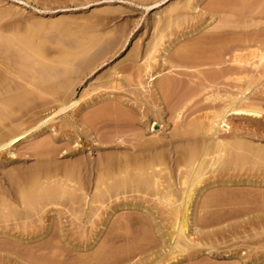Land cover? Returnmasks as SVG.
<instances>
[{
  "label": "rangeland",
  "instance_id": "rangeland-1",
  "mask_svg": "<svg viewBox=\"0 0 264 264\" xmlns=\"http://www.w3.org/2000/svg\"><path fill=\"white\" fill-rule=\"evenodd\" d=\"M190 1L196 9L188 0H0V71L11 72L5 98L18 119L12 127L30 130L13 153L0 156V190L17 209L15 196L31 187L26 180L41 164L74 169L77 187L76 198L57 199L48 216L44 202L23 220L1 215L0 264H151L168 256L170 219L157 190L126 188L93 209L84 194L95 193L108 163L127 157L152 158L165 185L180 193L190 122L230 105L262 112L231 116L232 130L213 137L250 162L215 179L208 174L191 210L195 244L154 264H264V65L257 66L264 0ZM162 35L153 68L164 72L150 83L144 63ZM83 45L90 49L74 60L69 78L81 104L61 111L25 50L39 49L50 64Z\"/></svg>",
  "mask_w": 264,
  "mask_h": 264
},
{
  "label": "bare ground",
  "instance_id": "bare-ground-1",
  "mask_svg": "<svg viewBox=\"0 0 264 264\" xmlns=\"http://www.w3.org/2000/svg\"><path fill=\"white\" fill-rule=\"evenodd\" d=\"M188 2L189 9H196V6L190 0ZM177 9H179V5L173 10ZM163 40V35L156 38L155 46L145 59L144 71L150 83L163 76L164 70L155 71L153 68L158 63L157 53L160 51V47L163 46ZM89 49L88 45H83L52 60L50 64L44 63L43 53L39 49L27 48L25 50V61L33 62V69L41 68L40 78L38 79L39 85H48V90L55 95L52 103L59 104L61 111L70 107H78L81 104L80 100L75 101L74 99L75 92L69 78L75 73L74 60L77 57L86 55ZM164 51H167V49L165 48ZM213 62L218 65L223 60H214ZM23 65L29 67L31 64L25 63ZM262 65H264V56L257 63L258 67ZM9 70L10 67H7L0 71V156L8 152L13 153L16 146L30 137V130H24L22 126L12 127L18 119L14 118L13 112L8 111L12 107V103L5 98L4 86L8 74L11 73ZM145 83L147 84V82ZM141 84L145 85L143 82ZM164 87L170 89L171 83L169 81L165 82ZM231 116L261 118L262 112L254 106L235 107L230 105L226 106L222 112L210 111L196 116L189 124L190 136L185 140L186 149L183 151L182 160L188 169V174L181 183L180 193L174 190L171 183L165 185L164 176L162 175L164 169L156 170L159 164L152 158L143 162V159L127 157L120 164L118 162L108 163L105 172L97 182L95 193L92 195L89 191L85 192L83 197L85 206H88V209H93L98 204L105 205L108 195L116 194L120 190L130 187L138 189L146 187L157 190V203L163 207L170 219L168 238L172 250L168 256L161 260L157 259L151 264L159 261L167 262L170 258L178 259L180 253L185 252V245L195 244V238L192 237L191 210L196 203L195 198L200 196V193L209 185L207 183L208 174L215 179L226 167L235 164L243 167L244 164L250 162L245 155L234 152V145H227L219 138H213L221 131L228 132L232 130V123L229 120ZM235 146L241 149L245 144L240 141ZM260 147L262 146L260 145ZM60 175L62 177L53 183L44 185L41 182L43 178L50 181ZM75 175L74 169L68 168L59 171L49 165L41 164L34 175L31 174L27 178L26 183L31 184V187L23 193L19 192L20 199L18 195L15 196L12 190V194L20 201L17 209H12L8 205V200L3 197V192L0 190V216H4L5 219L11 216H19V219L23 220L29 217L30 208L36 207L42 202L45 203L44 213H47V216L50 215L54 212L53 209H50V206L54 205L57 199L65 196L72 200L76 198L72 192L77 190L76 184H71L74 182ZM111 180L112 182H110ZM207 205L215 206L216 204L207 203ZM4 211H8V213L4 214Z\"/></svg>",
  "mask_w": 264,
  "mask_h": 264
}]
</instances>
